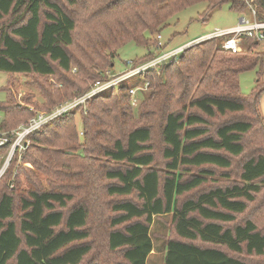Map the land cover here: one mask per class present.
Here are the masks:
<instances>
[{
  "label": "trees",
  "instance_id": "16d2710c",
  "mask_svg": "<svg viewBox=\"0 0 264 264\" xmlns=\"http://www.w3.org/2000/svg\"><path fill=\"white\" fill-rule=\"evenodd\" d=\"M61 1L0 0V72L45 77L60 71L64 95L49 99L48 113L83 96L88 82L114 70L124 46L134 43L151 49L153 37L190 7L207 3L201 16L206 21L225 6L242 16L251 2L258 21L264 22V0H63L68 9ZM241 39L248 47L245 52L234 54L223 49V40H207L163 68L156 88L164 92L156 90L148 99L155 108L163 107L161 168L156 164L152 126L131 129L126 125L127 118L133 119L126 85L118 94L92 97L91 108L83 116V146L78 145L75 127L82 106L34 133L22 163L55 176L60 168L71 169L76 159L70 153L82 149L85 156L81 158L88 162L87 184L73 191H47L37 184L26 195H18L24 193L18 188L19 176L25 175L33 184L37 180L33 171L23 168L25 164L19 167L15 182L0 188V264H81L94 251L90 225L92 220L95 226L105 221L104 208L111 215L104 232L105 249L120 253L122 260L116 264H147L154 250V219L167 215L172 216L175 237L167 244L165 264H254L242 256L264 257V199L258 202L264 192L261 85L259 80L255 91L245 96L239 83L242 73L258 68L261 72L264 54L255 53L260 42ZM74 47L85 51L92 65L76 60L71 53ZM73 65L82 79L68 77ZM174 90L180 95L165 101ZM6 92L7 100L0 104L3 122L26 111L28 118L21 123L27 124L36 113L16 106L12 93ZM228 115L234 118L215 126L210 122ZM8 149H0V157ZM249 151L239 174L230 181L226 171ZM18 158L14 157L0 182ZM218 170H223L220 176L228 184L201 192ZM74 190H86L85 196L77 198ZM103 197L111 199L103 203ZM251 205L252 213L260 214L242 218Z\"/></svg>",
  "mask_w": 264,
  "mask_h": 264
},
{
  "label": "rangeland",
  "instance_id": "374dc122",
  "mask_svg": "<svg viewBox=\"0 0 264 264\" xmlns=\"http://www.w3.org/2000/svg\"><path fill=\"white\" fill-rule=\"evenodd\" d=\"M81 2L84 0H80ZM63 5L68 9L69 4L65 1H61ZM247 11L242 16L244 17H251L252 16V10L255 8L253 5H251V2H247ZM208 4L207 3H201L198 5H195L193 7H190L181 13L175 15L172 17L165 27V29L162 30V32L156 34L153 37V47L151 49L145 47L136 45L134 43H130L126 46H124L119 52L118 56L115 61V67L114 70L111 72L109 70L105 71L103 74V77L101 80H96L95 82H88L87 85H85L87 88V93H89L95 84L97 82L101 83H107L106 89H101V91H98L96 94H103L114 91L115 94L119 93V89L126 85L128 87V95H129V103L130 108L132 110V117L133 119L130 120L127 118L126 125L131 129L135 127H141L144 125H151L153 130V138H152V145L154 148V151L156 153L157 157V166L159 168L163 167V161L161 160V150L164 147V143L162 142L161 132H160V115L161 110L163 107H157L155 108L154 105L148 102V99L150 96L158 90L156 88L157 84L159 83V79L162 73L163 68H166V66H169L170 63L175 61L177 57L172 58L164 63H162L160 66H158L156 69H152L147 71L146 73H140L136 75L135 77L125 78L129 74V70H134L138 68L140 65V62L145 60L146 58H149L148 61H151L158 56L168 53L171 51H174L181 46L190 43L191 41L195 39H201L202 37H206L215 31L219 30H228L231 28L236 27L239 24V20L241 18L240 15L237 13L231 11L228 6H225L223 9L217 10L215 13H213L212 17L208 18L206 21L201 20V16L204 13V11L207 9ZM85 27H82L84 29ZM161 36V44L163 47L161 49L158 48V36ZM149 36V35H148ZM80 37V36H79ZM79 37L77 38V43H79ZM195 46V45H194ZM239 47L240 51H246L247 46L244 42V40L239 41ZM72 55L75 57V59L82 61L86 66L92 65L90 64V61L86 59L85 51H81L80 48L74 47L71 49ZM150 53L151 56L147 57V54ZM183 53V52H182ZM181 53V54H182ZM255 53L264 54V43H260L258 48L255 49ZM96 61L97 58H94ZM172 60V61H171ZM152 71V72H151ZM154 71V72H153ZM94 72V71H93ZM172 71L170 70L168 74H170ZM78 72H76V65H73L72 72L68 75L70 80H77L82 79L80 77ZM155 76V77H154ZM169 76V75H168ZM163 81H166V75L162 77ZM68 79V78H67ZM260 80L261 85V92L259 96V104H258V111L260 113V116L264 119V64L262 67L261 72L259 71V68L254 71H248L244 72L239 77V83H240V90L242 95L249 96L251 95L252 91H255V89L258 87V81ZM64 82V79L61 78L60 71L57 70L56 75L54 76H39L34 74H15L10 75L7 73L0 72V104L6 102L7 100V91H10L13 96L14 104L18 106L19 108H22V110H31L33 113L38 112H47L49 105V99L51 100H58V98H63L64 90L61 91V84ZM67 83L69 81L66 80ZM176 81L171 82V84H175ZM134 91V94H131V91ZM160 91H163L159 89ZM157 91V93H160V91ZM164 92V91H163ZM161 95H163L161 93ZM180 95V91L174 90L171 93H168L165 97L168 99L170 96V100L172 102L173 97H177ZM81 97V96H80ZM78 98V97H76ZM163 99V98H162ZM92 99L88 100L84 105H81V111L77 113L75 117V127L79 134V140L78 145L83 146L84 145V139L82 136V123H83V116L86 115L87 111L91 108V101ZM66 102V101H65ZM63 102V103H65ZM62 103V104H63ZM61 104V105H62ZM60 106V105H59ZM58 107V106H57ZM56 107V108H57ZM193 112H198L196 110H191ZM145 114L146 116L144 118H141V116ZM153 115V116H152ZM162 116V115H161ZM242 118H246L243 115H238ZM0 118L2 119L0 121V134L8 133L17 130L20 126H22L21 121L28 118V114L23 112L21 115H13L5 122V116L2 111H0ZM234 118L232 115H228L226 117H218L215 119L210 120V122L215 126L220 123H224L228 121L229 119ZM248 119V118H247ZM2 122V123H1ZM107 128L105 126H100V130H106ZM256 140H258V136L256 135ZM104 144V143H102ZM108 144L107 142L105 145ZM7 153H3L0 157V162L2 165V162H5ZM83 150H77L70 153V157H74L76 159L75 163L71 165L70 168H60L58 175H44L43 173L39 172L34 165L30 163H26L23 161V163H16V165H13L10 167L9 172L7 173L6 177L0 182V188L8 185L9 183L15 182V175L18 171V168L22 167L26 168L28 170H31L36 175L37 180L34 181V184L28 180V178L25 175L19 176V190H21L24 193H21L19 191L18 195L23 194L26 195V192L33 190L37 184H40L39 186H42L44 190H71L74 188H79V186H84L87 184V180L84 178V169L87 166L88 162L86 159H82L81 157H84ZM250 156V151L243 155L241 158L237 159L235 162L234 167L230 171H226L230 175V181L234 180L237 177V174H239L241 170V162L243 160H246ZM92 159L97 160L95 157H90ZM100 162L107 165L106 159L100 158ZM11 165V164H10ZM80 166V167H79ZM223 170H218V176L215 178H210L207 185H205L200 191L206 192L210 189L223 186L224 184H228L229 180H226V178L221 177V173ZM66 174V176H65ZM69 174H75L72 175V177H68ZM106 182V181H105ZM13 185V184H11ZM14 187V186H13ZM68 187L70 189H68ZM12 188V187H11ZM58 188V189H57ZM77 188V189H78ZM75 196L77 194V198L84 197L86 190H74ZM109 198L103 197L101 201L103 203L107 202ZM111 199V198H110ZM109 199V200H110ZM113 200H121L124 199V197H114ZM264 199V192L259 197L258 202H261ZM75 203V201L73 202ZM71 203V204H73ZM264 203V202H263ZM102 208L105 206L101 203ZM20 205L17 206L16 212H17V218L16 221L19 223V216L22 214L20 210ZM71 206V205H70ZM253 211V205L250 206V210L247 215H245L242 218H246L250 216V214ZM109 211L105 210L102 212V216L105 218V221H102V224L95 226V221H91V239L90 242L94 248V251L86 257V259L81 264H116L117 262L121 261L120 253H110L105 249V236L104 232L107 231V218H109L111 215H109ZM253 216H256L260 213H252ZM243 220V219H240ZM264 222V221H263ZM262 222V223H263ZM100 223V222H99ZM262 226V225H261ZM151 236L153 240L154 250L152 254L150 255L148 259L147 264H165V255H166V249L167 244L169 240L173 239L175 237L174 233V226L172 222V216L167 215L163 217H158L154 219V223L151 227ZM199 244V243H198ZM231 255H235L233 253H230ZM243 258L247 259L248 261L254 263V264H264V257H247L246 255L242 256Z\"/></svg>",
  "mask_w": 264,
  "mask_h": 264
},
{
  "label": "built area",
  "instance_id": "2783aa9c",
  "mask_svg": "<svg viewBox=\"0 0 264 264\" xmlns=\"http://www.w3.org/2000/svg\"><path fill=\"white\" fill-rule=\"evenodd\" d=\"M242 37L253 39L260 43H264V22L258 21L256 8H253L251 17L247 18L241 16L239 20V24L236 27L228 30L215 31L214 33L206 37H202L201 39L194 40L188 48L193 47L194 45H197L207 40L220 39L223 40L222 42L223 49L225 51H229L235 54L240 51L239 41L241 40ZM161 38L162 37L159 35L158 36L159 49L163 47V45L160 42ZM188 48L182 47L177 50L164 53L147 63L141 64V66L134 69L133 71L129 70V74L125 76L124 79L126 77L127 78L135 77L140 73H146L149 70L156 69L162 63L172 58L178 57L182 52H184ZM106 85L107 83L97 82L89 93L84 94L81 97L66 101L65 103L58 106L49 113L38 112L27 124H23L17 130L0 134V149L9 146L5 162L2 163V165H0V179L7 171V169L9 168L11 162L13 161L16 155H19L18 158L19 163L22 162L23 154L26 152L31 142L30 137L34 133L41 132L47 124H49L56 118L77 109L81 105H84L88 100L92 99V97L98 95L96 94L98 91H101V89H106L105 88L107 87ZM134 93L135 92L132 90L131 94ZM1 120L2 119L0 118V121ZM11 187L13 188V185Z\"/></svg>",
  "mask_w": 264,
  "mask_h": 264
},
{
  "label": "crops",
  "instance_id": "0c3cea01",
  "mask_svg": "<svg viewBox=\"0 0 264 264\" xmlns=\"http://www.w3.org/2000/svg\"><path fill=\"white\" fill-rule=\"evenodd\" d=\"M198 39H199V38H198ZM195 40H197V39H195ZM193 41H194V40H193ZM193 41H191L190 43H187V44L181 46L180 48H182V47H184V48H188V47L190 46V44H191ZM178 49H179V48H178ZM176 50H177V49H176Z\"/></svg>",
  "mask_w": 264,
  "mask_h": 264
},
{
  "label": "bare ground",
  "instance_id": "6f19581e",
  "mask_svg": "<svg viewBox=\"0 0 264 264\" xmlns=\"http://www.w3.org/2000/svg\"><path fill=\"white\" fill-rule=\"evenodd\" d=\"M201 41V40H200Z\"/></svg>",
  "mask_w": 264,
  "mask_h": 264
}]
</instances>
